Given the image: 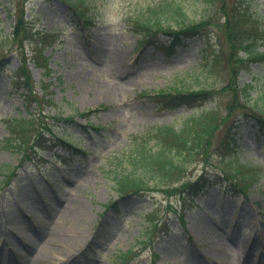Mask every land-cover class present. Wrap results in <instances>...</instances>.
I'll use <instances>...</instances> for the list:
<instances>
[{
    "label": "rangeland",
    "instance_id": "obj_1",
    "mask_svg": "<svg viewBox=\"0 0 264 264\" xmlns=\"http://www.w3.org/2000/svg\"><path fill=\"white\" fill-rule=\"evenodd\" d=\"M165 1L182 8L166 7L167 23L198 25L184 43L132 28ZM21 15L24 30L10 39ZM0 38V264H264V134L243 118L248 97L264 94V0H0ZM24 54L33 81H44L38 92L52 97L44 107L25 106L15 82ZM236 80L239 93L224 88ZM202 88L176 108L156 97ZM204 111L220 120L207 152L181 157L184 169L141 195H121L113 174L131 168L134 135L157 148L156 128L180 129ZM44 124L51 146L29 147ZM201 174L218 182L195 202L174 189ZM51 231L60 237L49 241Z\"/></svg>",
    "mask_w": 264,
    "mask_h": 264
},
{
    "label": "trees",
    "instance_id": "obj_2",
    "mask_svg": "<svg viewBox=\"0 0 264 264\" xmlns=\"http://www.w3.org/2000/svg\"><path fill=\"white\" fill-rule=\"evenodd\" d=\"M169 3L165 1L151 7L150 11L154 14V16H146L145 18L140 17L135 19L132 28H142L141 31L145 32L146 36L151 37L152 39L155 38L160 30H163L167 34L171 35V44L184 43V40L192 35L191 31L197 29L198 25L191 24L183 26L185 23L183 22V24L179 23L181 25L177 27L167 23L163 12L166 7H171L173 11H178L179 14L182 12V8L179 7V5L173 2L171 4H174V6H170ZM71 5L73 7V11H75V13H77L80 17L85 16V13L81 10V8H78L79 3H73ZM82 20L85 21L86 26L92 22V20L86 16ZM24 21V15L17 18V21L15 22L16 24L13 26V31L10 35V39L16 40L20 37V33L24 30ZM1 41L2 38H0V46L3 45L1 44ZM35 52L36 53L33 52L32 56H30V59L33 60L36 66L43 68L44 72H48V57L41 52ZM27 57L28 56L26 54L21 57V65L15 72V82L18 85L20 84L21 86H24V89H27V92L22 94L25 106L29 107L31 103L37 102L38 107L41 105L44 107L45 102L48 101L50 103L52 97L49 95V91L47 89H42V93L38 92L37 87L43 86L44 81L42 80L39 83L33 81V77L27 65ZM2 62L3 59L0 58V64ZM237 75L238 73L236 72L235 76L237 77ZM234 85H226L224 88H233L235 90V94H237L241 91V87H238L237 80L236 83L234 82ZM207 93H209V91L205 88L198 90L177 89L172 93L162 90L156 93V97L158 98V101H163L164 108H176L180 105H188L192 96ZM246 93L247 91L245 94ZM149 95L152 94L150 93ZM248 99L251 104L248 106L246 105L247 110H244L243 118L251 121L253 125H256L257 132L264 134V94L258 93V97L255 99L250 96ZM42 112L44 113V108ZM29 115L30 117L27 118L28 123L29 120L32 119L31 116L33 115V112ZM83 115L85 114L83 113ZM52 116L54 119L60 118V120L63 118H67V120L73 119V116L62 117L57 115V113L52 114ZM222 118L224 119V117ZM219 122L220 120L215 113L204 111L200 115L191 117L180 129L175 128L170 124L158 127L156 128L154 134L157 148L145 145L144 136L142 134H135L132 139L133 146L130 150V156L128 158L131 168L129 170H116L113 174L121 195H129L131 193L133 195H141L142 191L149 189V187L154 185L157 181L165 179L168 174L184 169V163L180 160L181 157H192L195 153L202 151L207 152L211 142L210 138L214 131L218 128ZM44 126L43 130L36 135L38 140L36 139L34 143L32 142L29 147L35 148L39 146L41 151H43L51 146L52 140L50 135L53 134L52 126L46 124H44ZM236 127H238V124H230L229 126V148L231 145L236 146ZM169 132H172L173 137L169 138ZM47 133L50 135H47ZM55 137H57V135ZM61 139L71 147L78 148L72 142L70 137L65 135L62 136ZM25 143V141H22L21 145H25ZM81 152H86V150H82ZM28 153V150H26L25 154ZM155 171L159 174L161 173V177L159 176V179L156 174H154ZM214 177L215 176H206L201 174L194 180L182 181L181 184L176 186L174 189L178 190L179 193L192 195L191 201L195 202V195L202 194L210 187L217 184L218 181ZM235 185L232 186L233 192L239 191L246 194L248 193L249 185L244 186L239 183H235ZM116 206L117 199L108 203V208L110 209H113ZM181 218H183V216H181ZM125 255L126 252L124 256Z\"/></svg>",
    "mask_w": 264,
    "mask_h": 264
},
{
    "label": "bare ground",
    "instance_id": "obj_3",
    "mask_svg": "<svg viewBox=\"0 0 264 264\" xmlns=\"http://www.w3.org/2000/svg\"><path fill=\"white\" fill-rule=\"evenodd\" d=\"M47 239L49 240V241H51L54 237H57V238H59L60 236L58 235V233L55 231H51V232H48L47 233ZM57 238H55V240L57 239ZM42 253H43V250H38L37 252H36V257H35V259H34V261H36L37 259H39V258H41V256H42ZM68 257H74V254L72 255H69ZM68 257L67 258H65V260H67L68 259Z\"/></svg>",
    "mask_w": 264,
    "mask_h": 264
}]
</instances>
